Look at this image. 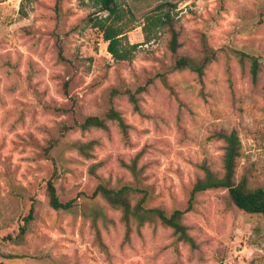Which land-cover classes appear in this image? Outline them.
I'll return each instance as SVG.
<instances>
[{
  "label": "rangeland",
  "instance_id": "rangeland-1",
  "mask_svg": "<svg viewBox=\"0 0 264 264\" xmlns=\"http://www.w3.org/2000/svg\"><path fill=\"white\" fill-rule=\"evenodd\" d=\"M133 17L122 39L130 61L115 62L101 32L94 27L98 13L90 0H0V264H264V217L237 209L224 189L199 194L183 223L199 245L197 251L175 241L172 231L160 225L133 229L124 241L119 213L105 201L91 198L99 182L87 170L95 163L98 178L129 181L119 166L141 149L147 183L155 201L167 211L184 210L198 165L206 162L222 172V142L211 135L236 130L242 155L237 180L247 175L251 189L264 188V60L256 85L248 66L242 68L235 52L264 56V0H118ZM170 3L180 31L179 53L195 59L204 43L216 59L204 77V96L189 71L167 76L171 91L159 81L172 62L165 30L143 33L144 16L156 6ZM149 80L141 96L143 116L132 111L126 99H113L131 126V145L109 124L107 133L74 130L61 133L92 115L103 116L110 107L112 89L134 90ZM56 163L55 185L62 202L72 201L73 212L53 210L46 184L54 164L44 155L51 141ZM96 140L93 158L85 160L70 148L74 141ZM34 205L33 220L21 244L2 242L17 232ZM98 204L113 223L98 222L101 248L90 219L84 217ZM8 256H12L11 258Z\"/></svg>",
  "mask_w": 264,
  "mask_h": 264
},
{
  "label": "trees",
  "instance_id": "trees-1",
  "mask_svg": "<svg viewBox=\"0 0 264 264\" xmlns=\"http://www.w3.org/2000/svg\"><path fill=\"white\" fill-rule=\"evenodd\" d=\"M25 1L22 0V6ZM36 2V0H28ZM63 0H55L54 10L59 12ZM93 3L96 12L103 13L106 16L103 18L95 17L93 25L101 34L105 43H107V51L112 56L115 62L130 61L136 46L127 49L122 39L128 30V23L133 14L131 9L122 5L118 0H90ZM175 6L170 3H163L156 6L152 11L144 16L143 33L148 41L152 33L165 30L169 34L167 49L172 55L171 65L165 73L159 74L158 78L161 84L171 91L167 76L173 72L189 71L195 75L197 82L200 85V94L204 96V77L208 66L216 59L217 53L210 49L204 43V54L201 59H195L179 53L180 31L176 29L175 18L172 11ZM242 68L247 64L248 75L252 85H256L259 73L263 66L262 60L264 56L248 55L243 52H235ZM153 85V80H149L144 86H139L134 90L126 88L123 90L112 89L110 92V107L103 116L92 115L83 120L74 119L72 124H62L61 133L64 136L71 131L80 130L86 132L97 130L107 133L109 124H114L121 135V140L124 145L130 146V131L131 126L125 121L120 111L113 106V99L122 97L130 104L132 111L143 116L140 107L141 96L147 93L149 86ZM264 97V87H263ZM211 138L222 142L221 164L222 172L220 174L211 170L210 166L204 161L198 165L201 175L197 177L191 186L187 206L184 210L167 211L161 205H152L155 201V190L153 185L147 183L146 167L140 164V160L145 153V149L138 151L129 161L120 160L119 166L127 171L130 175L129 181L119 180L112 185L110 182L98 178L96 170L100 167L99 163L92 164L87 174L89 179H97L91 198H101L107 206L117 211L119 221L124 226L125 235L124 241H129L130 235L135 229L138 233L145 225H160L164 228H169L176 242H180L189 246L190 250L197 251L198 243L189 233V228L183 223L185 213L193 210V205L196 197L206 191L224 189L228 192L230 202L240 211L264 217V188L251 189L248 186L247 175H242L237 180V163L242 155L241 140L236 130H219L211 135ZM98 145L96 140L87 142L74 141L70 144V148L85 160L93 158L94 148ZM56 141L49 142L44 149L45 157L54 164V172L52 178L46 184V196L49 206L56 211L73 212L72 201L62 202L57 193L55 180L57 178L56 163L51 155V152L58 147ZM34 205L29 208L28 214L22 219V224L19 225L17 232L8 234L1 238L2 242L9 244H21L24 241L28 225L33 220ZM84 217L90 219L91 227L95 231V241L101 248H105L101 242L98 222L102 225L113 223L108 218L105 209L98 204H93L87 212H84ZM12 257V256H8Z\"/></svg>",
  "mask_w": 264,
  "mask_h": 264
}]
</instances>
